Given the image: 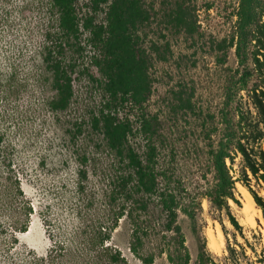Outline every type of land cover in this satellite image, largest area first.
<instances>
[{
  "label": "trees",
  "instance_id": "trees-1",
  "mask_svg": "<svg viewBox=\"0 0 264 264\" xmlns=\"http://www.w3.org/2000/svg\"><path fill=\"white\" fill-rule=\"evenodd\" d=\"M82 1H41L38 10L48 18L38 28L39 41L13 45L12 59L7 49L0 46V124H19L13 120L23 116L20 108L26 104V98L31 104L38 100L43 111H51L54 116L66 112L75 93L78 63L74 54L84 55L87 46H91V61L102 75L103 86L102 107L92 115L91 126L102 135L118 167L109 177V189L102 193L99 217H70L64 223L59 217L44 214L50 244L45 253H38L19 236L28 231L35 205L22 186L26 171L16 164V145L7 141V129L0 126V261L130 264L122 249L113 243V234L126 216L132 224L131 252L151 264L155 254L146 253V245L154 227L149 217L142 214H148L151 203L157 202L166 216L162 230L171 234L172 242L160 252H167L173 264H190L191 254L178 216L179 210H183L196 232V213L184 204L182 191L186 190L181 181L160 165L155 143L160 123L158 115L147 109L155 78L151 71L153 53L151 46L144 43L142 28L152 22L153 9L145 0H90L89 10L84 11ZM213 7L214 3L207 5V9ZM196 10L195 4L177 0L168 17L178 30L194 34L200 31ZM229 16L236 17L234 29L217 43V49L223 52L220 60L225 62L234 48L238 65L229 69L218 121H214L215 113L206 119L212 122L207 138L212 140L217 135V139L209 144L208 151L212 181L201 196L219 208H227L231 223L241 230L229 205L233 200L241 206L235 194L236 182L249 188L264 212L263 198L251 187V176L258 184L264 183V0H237ZM4 20L0 15V22ZM156 52L160 60L167 59L165 53ZM37 89L41 96L33 99ZM179 99L181 107H191L189 99L185 101L181 95ZM74 125L76 131L69 132L75 141L83 133V125ZM136 137L145 140L144 153L132 145ZM79 154L75 188L77 193H83L90 157L86 152ZM237 157L240 169L233 175ZM229 250L234 253L232 247ZM197 264H217L202 242Z\"/></svg>",
  "mask_w": 264,
  "mask_h": 264
},
{
  "label": "rangeland",
  "instance_id": "rangeland-1",
  "mask_svg": "<svg viewBox=\"0 0 264 264\" xmlns=\"http://www.w3.org/2000/svg\"><path fill=\"white\" fill-rule=\"evenodd\" d=\"M41 1L44 0H0V15L5 17L0 22V46L7 49L10 59L11 51L15 49L13 45H30L39 41L38 28L48 18L45 12L38 10ZM176 1L145 0L146 5L153 9V19L142 28V35L145 45L151 46L153 53L151 71L155 83L147 109L158 115L160 123L159 134L155 138L159 162L181 181L186 190L182 191L184 204L196 213V232L193 221L183 210H179L178 216L191 254L190 264H197L201 242L217 264H264L263 209L256 203L261 209V217H254V225L240 211L242 200L238 182L249 188L240 181L236 182L235 194L241 206L229 201L230 210L242 226L241 230L231 223L227 208H219L201 196L212 181L208 151L209 144L217 139V135H213L212 140L207 138L212 122H206V119L215 113L214 121H218L229 69L238 65L234 48L230 49L225 62L220 60L223 52L217 49V43L234 29L236 17L230 18L229 15L237 0H187L197 6L200 31L194 34L178 30L170 22L168 13ZM84 2L83 9L87 11L90 0L81 3ZM209 3H214L212 9H207ZM87 37L88 33H85L83 38ZM91 49L87 46L84 55L74 54L78 63L75 93L66 112L54 116L51 111H43L38 100L31 104L26 98V104L20 108L23 116L13 120L19 124H0L7 129V141L16 145V164L26 171L22 186L35 205L28 231L19 233V236L38 253H45L50 244L43 223L44 214L59 217L64 223L69 222L70 217H99L103 208L102 193L109 189V177L118 167L102 135L95 133L91 126V117L99 112L103 100L102 75L92 64ZM156 51L165 53L167 59L160 60ZM40 91L37 89L33 99L40 98ZM180 95L185 101L190 100L191 107L180 106ZM75 123H82L83 133L74 141L73 133L69 131H76ZM132 145L140 153L147 148L142 137L132 139ZM83 152L90 157L86 166L88 180L85 191L77 193L78 154ZM227 164L231 165L230 160ZM239 169L240 157H237L231 173L237 175ZM251 187L264 200V183L258 184L251 176ZM142 215L149 217L154 227L146 245V253L155 254L151 264H173L167 252H160L168 243L172 244L171 234L162 230L166 216L160 205L152 202L148 214ZM219 227L224 243L218 241L220 248L218 246L215 250L209 245L211 235L217 236ZM131 236L132 224L125 216L113 234V243L122 249L130 264H146L131 252ZM229 247L234 249V253ZM0 264L6 263L0 261Z\"/></svg>",
  "mask_w": 264,
  "mask_h": 264
},
{
  "label": "bare ground",
  "instance_id": "bare-ground-1",
  "mask_svg": "<svg viewBox=\"0 0 264 264\" xmlns=\"http://www.w3.org/2000/svg\"><path fill=\"white\" fill-rule=\"evenodd\" d=\"M238 186L241 192V200H242V207L240 211H242V213L245 215L246 220L254 225L255 224L254 217L255 216L261 217V209L256 206L257 204L251 192L239 182H238ZM216 233H217V236H215L216 238L213 235L209 234L211 235L209 246L215 250H217L220 243L221 244L224 243V235L220 227L217 229ZM263 235H264V229H263ZM218 241L220 242L219 244Z\"/></svg>",
  "mask_w": 264,
  "mask_h": 264
}]
</instances>
